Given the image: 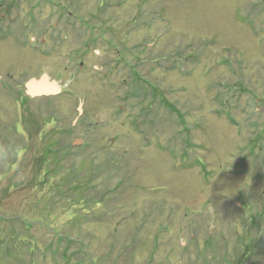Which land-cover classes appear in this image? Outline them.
Listing matches in <instances>:
<instances>
[{
    "label": "rangeland",
    "instance_id": "rangeland-1",
    "mask_svg": "<svg viewBox=\"0 0 264 264\" xmlns=\"http://www.w3.org/2000/svg\"><path fill=\"white\" fill-rule=\"evenodd\" d=\"M0 264H264V0H0Z\"/></svg>",
    "mask_w": 264,
    "mask_h": 264
},
{
    "label": "water",
    "instance_id": "water-1",
    "mask_svg": "<svg viewBox=\"0 0 264 264\" xmlns=\"http://www.w3.org/2000/svg\"><path fill=\"white\" fill-rule=\"evenodd\" d=\"M24 87L25 94L29 97L57 95L61 92L59 84L54 80H50L46 75H41L39 78H30L26 81ZM77 141L81 142V140ZM77 141L74 144H77Z\"/></svg>",
    "mask_w": 264,
    "mask_h": 264
},
{
    "label": "flooded vegetation",
    "instance_id": "flooded-vegetation-1",
    "mask_svg": "<svg viewBox=\"0 0 264 264\" xmlns=\"http://www.w3.org/2000/svg\"><path fill=\"white\" fill-rule=\"evenodd\" d=\"M23 87H24V84H23Z\"/></svg>",
    "mask_w": 264,
    "mask_h": 264
}]
</instances>
